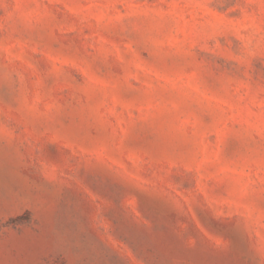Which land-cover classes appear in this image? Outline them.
<instances>
[{
  "label": "rangeland",
  "instance_id": "rangeland-1",
  "mask_svg": "<svg viewBox=\"0 0 264 264\" xmlns=\"http://www.w3.org/2000/svg\"><path fill=\"white\" fill-rule=\"evenodd\" d=\"M0 264H264V0H0Z\"/></svg>",
  "mask_w": 264,
  "mask_h": 264
}]
</instances>
